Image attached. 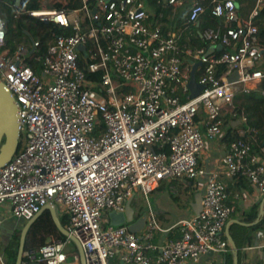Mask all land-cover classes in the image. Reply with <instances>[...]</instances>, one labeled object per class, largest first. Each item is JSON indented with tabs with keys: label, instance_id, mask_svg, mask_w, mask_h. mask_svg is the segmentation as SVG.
I'll use <instances>...</instances> for the list:
<instances>
[{
	"label": "built area",
	"instance_id": "2783aa9c",
	"mask_svg": "<svg viewBox=\"0 0 264 264\" xmlns=\"http://www.w3.org/2000/svg\"><path fill=\"white\" fill-rule=\"evenodd\" d=\"M78 1L70 10L28 11L71 30L51 32L45 52L33 56L41 63L40 74L28 63L38 41L2 48L0 24V82L18 105L20 133L16 152L0 167V205L11 217L27 220L54 204L79 241L85 264H112L116 258L122 264H184L227 251L223 230L233 207L218 172L206 173L197 154L204 139L221 134L223 110H233L235 95L257 89L264 78V69L256 67L263 51L256 41V10L243 16L237 0H209L207 6L192 0L185 25L207 7L217 18L199 32L204 45L195 46L180 45L176 33L164 34L162 12H151L144 0ZM167 3L175 8L183 0ZM196 61L202 89L190 98L187 83ZM221 65L226 68L218 76ZM234 70L238 77L228 82ZM259 92L264 96V88ZM240 121L221 164L228 175L246 177L264 192V146L260 160L252 151L258 129L244 114ZM205 173L199 213L175 223L177 237L156 243L161 228L147 195L162 181ZM132 192L145 203L139 233L125 224L109 225L105 216L123 212ZM69 242L68 236L62 240L50 233L37 250L23 251V263L67 264ZM0 264H5L1 242Z\"/></svg>",
	"mask_w": 264,
	"mask_h": 264
},
{
	"label": "trees",
	"instance_id": "16d2710c",
	"mask_svg": "<svg viewBox=\"0 0 264 264\" xmlns=\"http://www.w3.org/2000/svg\"><path fill=\"white\" fill-rule=\"evenodd\" d=\"M22 0L18 3V8L15 7L16 0H0V24H6L5 44L2 48L13 50L20 42L31 45L33 41H38L39 45L35 50L30 52L28 63L35 73L40 74L41 63L33 58L34 55H41L45 52L47 42L50 39L51 32L69 34L70 29L56 25L52 22H45L39 20L28 13L31 10H38L39 0H28L24 8L20 6ZM146 7L151 12H162V32H175L182 27V31L178 34V43L180 45L201 46L204 42L199 37V32L208 26H214L217 23V18L213 17L207 7L205 13L201 15L195 23L188 25L184 21L188 15L189 0H183V4L179 7H173L167 3V0H144ZM209 0H202V4L207 6ZM237 12L241 15H249L254 9L256 0H237ZM79 5L78 0H52L49 7L62 6L67 10L74 9ZM245 5V6H244ZM246 5L248 8L245 10ZM244 6V7H243ZM253 22L257 26L256 41L259 46L263 48L262 62L258 65L259 69H264V4L253 16ZM198 23V24H197ZM31 49V47H30ZM213 51H217L214 47ZM225 66L217 67L216 75H220L225 70ZM264 88V78L260 81L258 88L248 93H237L233 99L234 108L231 111L232 118L244 114L247 117L248 124L258 129L257 140L253 143L252 151L258 149L257 146H264V96L259 92ZM181 95V100H184ZM227 132L230 134L233 128L230 123L226 121ZM234 138L231 133L230 140ZM20 144V143H19ZM141 213H137L139 216ZM59 221L62 225L65 224L66 217L60 216ZM21 229H16L11 232L9 240L2 246V252L6 264H15L17 255L19 234ZM53 233L62 240H65L58 229L56 228L50 212L45 210L29 227L24 242V251L27 249L37 250L44 244L47 236Z\"/></svg>",
	"mask_w": 264,
	"mask_h": 264
},
{
	"label": "crops",
	"instance_id": "0c3cea01",
	"mask_svg": "<svg viewBox=\"0 0 264 264\" xmlns=\"http://www.w3.org/2000/svg\"><path fill=\"white\" fill-rule=\"evenodd\" d=\"M191 1L192 0H189L188 8ZM263 4L264 1L262 4H255L254 9L256 10ZM181 31L182 27L172 33H176L178 35ZM260 62H262V57L258 63L260 64ZM227 111L228 110L224 109L222 113L223 122L221 134L213 140L204 139V146L197 154V163L206 173L209 171H217L220 179L225 185L227 192L226 202L233 207V212L230 214V217L224 226L223 235L228 240L229 244L231 242L229 241L228 236H230L236 246L237 264H264V192L259 190V188L246 177L228 175L220 160L222 154L227 150L231 133L234 134L236 128L241 125V114L232 118V113L230 111L226 113ZM201 117L202 115L197 117V122L200 130L203 132ZM237 120L239 121L238 124L233 126L231 122ZM226 121L233 127L230 134L227 132L228 125L226 124ZM257 147L258 149H256V152L259 153L260 160H262L263 155L259 152L262 146ZM206 173L198 176L196 179L178 178L162 181L160 186L155 189L159 190L161 193L163 187L167 188V192L165 194L155 196V205H152L148 201L149 205H151L154 209L157 223L161 228V230H158L155 234L154 241L156 243H162L164 240L177 237L178 233L176 228L172 227L178 220L194 214L191 208L193 194L196 190H202ZM180 193H183L185 198L183 209L181 210L178 207V204L174 205L173 203L177 200ZM139 212L135 211V218L138 217L137 213ZM57 215L58 217L64 216L59 211H57ZM5 218L13 219L14 224L26 222V220H18L11 217L7 206L0 205V219H2V223ZM225 229L227 230L226 233ZM2 246L4 245H2L1 242V249ZM2 255L4 259L3 252ZM234 257L235 250L230 244L229 248L225 252H209L196 261H186L184 264H234ZM114 262V264H122L117 258L114 259ZM67 264H79V261L67 262Z\"/></svg>",
	"mask_w": 264,
	"mask_h": 264
},
{
	"label": "water",
	"instance_id": "95a60500",
	"mask_svg": "<svg viewBox=\"0 0 264 264\" xmlns=\"http://www.w3.org/2000/svg\"><path fill=\"white\" fill-rule=\"evenodd\" d=\"M19 1L20 0H16L15 6H18ZM92 13H95V9H92ZM2 28L6 32L5 23H2ZM77 49L84 52L85 55V45L79 44L77 46ZM199 65H200V61H196L192 63V68L190 71V79L187 83L190 98L195 97L197 94L200 93L202 89V85L196 81V77H195V70ZM237 77H238L237 70H234L232 73H230L227 76V81L233 82L237 79ZM238 122L239 121L237 120L231 123L233 126H235L238 124ZM19 136L20 133H19V121H18V105L15 102L12 94L0 82V167L3 166L5 163H7L12 158L13 154L16 152L19 146ZM201 194H202L201 190H196L193 194L191 208L194 213H199V211L201 210ZM135 195L136 193L132 192V194L126 199L125 209L123 212L110 211L105 215L108 219L109 225L116 226L120 224H125L131 232L139 233L142 231L145 225L146 213L142 212L137 218H135V208L133 206ZM45 210H48L50 212L52 220L58 231L63 236L65 237L68 236L75 245L78 252L79 264H85L82 247L79 241L75 237L70 235L68 231L65 229L64 225L60 223L59 217L57 215V209L54 204H47L44 207H42L35 215L27 219L26 222L21 227L15 264H40L39 262L36 261L23 263L22 254L24 251L25 236L29 227L36 220V218H38V216L41 213H43ZM226 232L227 230L225 229V233ZM228 238L229 241L231 242L230 244L233 246L235 250L234 264H237L236 246L233 240L231 239V237L228 236Z\"/></svg>",
	"mask_w": 264,
	"mask_h": 264
},
{
	"label": "rangeland",
	"instance_id": "374dc122",
	"mask_svg": "<svg viewBox=\"0 0 264 264\" xmlns=\"http://www.w3.org/2000/svg\"><path fill=\"white\" fill-rule=\"evenodd\" d=\"M27 1L28 0H22L21 3H20V6L22 8H24V6L26 5ZM51 2H52V0H39L38 4H39L40 8L38 10L50 8L49 5L51 4ZM260 7H258L256 9L255 13L260 9ZM247 8H248V5H246L245 10ZM256 67H258V64H256ZM233 107H234V104H233ZM230 109H231V107H229L227 109L228 111L226 113H228L230 111ZM224 115H225V112H224ZM222 118H223V115H222ZM158 191L159 190H155L153 193L148 195V201L152 205H155V202H156L155 201V196L160 195V194L161 195L165 194L167 192V188L163 187L162 190H161L162 191L161 193H160V191L159 192ZM184 202H185L184 195H183V193H180V195L177 197V200L174 201L173 203H174V205L178 204V207L181 210V209H183ZM133 206H134L136 212H139V211H142V210L145 209V203H142V202L139 201V196L138 195L135 197V199L133 201ZM23 224H24V222H21L19 224H14V220L13 219L5 218L3 223H2L1 229H0V237H1L2 245H5L7 243V241L9 240L11 232L16 230V229H21ZM103 224H106V223L103 222ZM106 227H109V225H106ZM156 232H155V234H156ZM65 252L67 254V262L68 263L69 262H73V261H77V262L79 261L78 260L77 249H76L75 245L72 242L67 244V248L65 249ZM111 263L114 264L115 263L114 260H112Z\"/></svg>",
	"mask_w": 264,
	"mask_h": 264
},
{
	"label": "bare ground",
	"instance_id": "6f19581e",
	"mask_svg": "<svg viewBox=\"0 0 264 264\" xmlns=\"http://www.w3.org/2000/svg\"><path fill=\"white\" fill-rule=\"evenodd\" d=\"M42 10H43V9H41V10H35V11H36V13H40Z\"/></svg>",
	"mask_w": 264,
	"mask_h": 264
}]
</instances>
